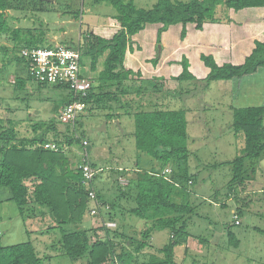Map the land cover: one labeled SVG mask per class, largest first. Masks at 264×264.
Returning <instances> with one entry per match:
<instances>
[{"label": "trees", "instance_id": "1", "mask_svg": "<svg viewBox=\"0 0 264 264\" xmlns=\"http://www.w3.org/2000/svg\"><path fill=\"white\" fill-rule=\"evenodd\" d=\"M95 1L114 8L116 14L111 19L117 27L110 29L108 37L93 29H86L82 31L84 33L78 45L70 43L64 44V47L77 49L82 70H87L86 76H83L91 82L85 99L88 111H97L107 122L123 116L132 117L137 155L148 157L151 166L141 168L136 163L137 168L133 171L101 169L95 173L90 185L85 184L82 171L78 168L84 164V156L74 164L70 155L71 147L85 140L81 130L82 119L74 128L58 120L63 108L72 102V97L67 87L53 86L51 88L67 92L55 118L48 122L31 121L28 129L21 131L17 128L18 121L0 119V203L12 202L20 214L26 210L31 217H43L48 212L54 224L49 229L60 232L57 244L52 247L72 264L81 260H85L86 264H140L137 258L151 248L152 234L162 231L169 234L167 244L154 254L147 255V261L142 264H183L175 260L176 248L185 246L189 238H195L199 243L208 242L201 236H193L188 228L197 206L189 201L190 190L196 180L188 165L190 151L186 111L167 108V81L154 77L142 79L139 71L126 69L125 56L127 52L141 50L137 45L133 48V37L147 26H159L157 44L161 42L162 33L177 25L182 27L180 37L183 40L187 25H194L197 31H202L205 24L230 25L233 23L231 12L239 15L246 9H264V0H191L186 3L157 0L148 10L136 8L133 0ZM11 9L16 10L11 0H0V34L7 29L6 12ZM72 19L79 21L80 14L73 13ZM11 36L14 45L7 52L18 51L19 56L12 55L13 62L24 64L27 71L28 61L22 57V50L54 47L45 33L35 37V31L27 30L26 36L21 37L20 31L14 30ZM158 61V58H154L149 63L155 67ZM200 61L209 70L205 79L199 81L190 72L189 61L183 56L178 62L181 73L171 81L179 84L201 82L209 86L212 82L248 79L264 70V42L254 41V48L240 65H218L211 55L205 54L200 55ZM29 80L32 81L28 75L26 79L17 77L15 89L23 90ZM157 94L162 95L160 99L154 98ZM230 110L231 131L243 139L241 155L227 163L232 173L227 189L229 194H233L244 189V175L264 158V102L260 106L231 107ZM46 143H55L59 150H45L43 145ZM82 150L84 152L83 147ZM247 160L250 162L246 171ZM90 164L98 169L91 161ZM165 168H170L169 175H163ZM113 171L117 175V182L122 179L127 184L124 186L120 180L118 200L107 202L96 183L109 179V172ZM91 191L101 203L99 217L90 215L94 207V201L89 198ZM121 200L134 206L129 207L126 203L124 207L119 203ZM118 210V215L125 211L128 216L137 217L147 225L141 239L134 244L137 256L134 260L129 259L130 254L124 245L126 237L116 223L115 212ZM87 213L90 217L98 218L99 222L97 227L90 230L81 228ZM242 214L240 208L235 211L234 225H240L238 218ZM105 222L115 223V228L105 227ZM67 225H71L72 229L64 230L63 227ZM255 230L264 235V228ZM226 237L229 248L239 247V239L232 231L227 230ZM43 260L45 257L39 256L32 242L4 247L0 244V264H42Z\"/></svg>", "mask_w": 264, "mask_h": 264}, {"label": "rangeland", "instance_id": "2", "mask_svg": "<svg viewBox=\"0 0 264 264\" xmlns=\"http://www.w3.org/2000/svg\"><path fill=\"white\" fill-rule=\"evenodd\" d=\"M133 1L136 8L144 10L152 8L157 2V0ZM172 1L186 3L191 0ZM11 4L16 10L11 9L6 12L7 29L0 34V119L18 121L17 128L21 131V129H28L31 121L48 122L55 118L56 111L61 106L67 92L51 88L52 86L49 85L42 87L30 80L26 82L23 90L15 89L16 78L26 79L27 70L24 64L13 62L12 55L19 56L18 51L7 52L14 45L12 31L19 30L21 37L26 36L27 30L35 31V37L40 33H45L50 42L53 40L54 46H64V44L70 43L78 45L81 34L84 33L82 31L86 30L88 24L92 22L107 23L116 12L111 5L104 2L96 3L95 0H52L51 2L11 0ZM73 13L80 14L79 21L72 19ZM167 30L179 32L180 28L169 27ZM177 39L179 40V37ZM171 46L175 48L174 45H170V52L174 50ZM11 59L12 61L9 62ZM82 74L86 76L87 70H82ZM221 85L230 86L228 82H213L206 89L191 82L180 84L170 82L165 90L168 92L167 99L170 98L173 105L186 111V119L189 122L187 130L190 151L188 165L196 180L194 191L200 194L199 197L191 196L193 203L199 205L197 213L200 215L198 216L196 213L192 217H199L198 220L202 224L190 232L207 241H211V238H218L208 230L209 225L216 232H224L216 241H213L220 247V250L206 251L201 257V248L195 246V249L198 250L193 252L198 255V264H264V235L255 230V228H264V158L258 161L252 171L248 170L244 175V187L249 193L248 196H242V199L246 198V200L239 199V190L235 194L237 199L235 195L232 197L227 189V185L232 179L231 168L227 163L241 155L243 139L241 135L236 136L231 131L232 113L227 110L226 104L237 106L240 103L235 100L233 103L232 96L229 93H223V86L222 93H219L218 89ZM161 96L157 94L154 98L160 99ZM241 104L244 106L247 103ZM81 119L83 124L81 130L90 147L88 158L98 169H113L115 171L119 168L130 169L136 163L141 168L147 166L149 158L143 155L139 157L135 149L132 133L134 130L133 121H129L126 117L123 119L121 127L120 124L118 126L116 123H107L103 116L94 110L92 112L87 110ZM71 150L72 162L78 163V159L84 156L81 143L74 144ZM249 162V160L245 162V170L248 168ZM116 179L117 175L113 171L109 172V179L96 183L97 188L102 192L103 199L107 202L118 200V184L121 185V181L124 186L127 184L125 180L119 179L121 181L117 182ZM215 194L218 203H224V206L209 207L208 204L206 205L204 202L206 198L214 197ZM119 203L124 207L127 206L126 203L129 207L134 206L127 201L125 203L124 200ZM238 208L243 210V214L240 217L241 225L236 226L234 225L233 212ZM120 222L125 227L130 225L129 229L123 227L119 230L126 237L124 245L125 250L130 254L129 259L134 260L137 257L134 253V244L141 239L142 232L147 228V225L145 221L132 216ZM98 223V218L90 217L87 213L81 228L90 230ZM53 225L48 212H45L43 217H31L26 210L20 214L18 207L12 202L0 203L1 246L32 242L38 250L39 256L45 257L42 264H72L65 257L63 259L56 257L58 251L52 246L57 244L60 232L58 229H49ZM70 226L67 225L63 228L71 230ZM227 230L232 231L239 239L238 248L227 246ZM152 235L154 237L155 233ZM157 237L153 243L156 247L167 244L169 240L167 231L160 232ZM38 244H42L44 247ZM186 247L187 243L186 246L176 251L177 260L183 253L187 254L189 248ZM147 255L149 254L147 253ZM49 256L51 257L47 258ZM147 257L139 255L137 259L140 262L144 260L146 262ZM193 258L192 256L191 260ZM73 264H86V261L81 260Z\"/></svg>", "mask_w": 264, "mask_h": 264}, {"label": "crops", "instance_id": "3", "mask_svg": "<svg viewBox=\"0 0 264 264\" xmlns=\"http://www.w3.org/2000/svg\"><path fill=\"white\" fill-rule=\"evenodd\" d=\"M231 18L233 19V23L230 25L225 24H205L203 26L202 31H197L194 27V25H187L186 26V36L183 40L180 39L181 30L182 27L180 25L177 26H171V27H179L180 31L177 30L173 31H165L161 35V42H160V53L157 52V43H156V33L157 28L159 26L152 25L147 26L144 31L137 34L133 37V48L135 49L136 45L141 48L140 51L135 52H127L125 56V62L124 65L126 69H130L133 72H140L142 79L148 80L151 78H163L165 81H167V86L171 81V78L178 76L181 73V67L178 65V62L182 59L183 56H185L189 61V70L190 72L199 80H203L207 77L209 70L204 67L202 62L200 61V55H211L215 62L218 65H222L224 63H231L233 65H240L244 62V59L251 53L252 49L254 48V41H261L264 42V9H246L239 13V15L234 14L233 12L230 13ZM89 27V28H88ZM116 22L112 19H110L109 22L103 23V24H97L96 22H92L86 26L85 29H93L94 32L100 33L103 36H110V29L116 28ZM84 29V30H85ZM179 37V40L177 39ZM53 40L51 41V43ZM172 43V44H171ZM170 45L173 51H169ZM158 58V64L154 67L152 64L149 63L150 60ZM249 79V80H248ZM248 79H244L243 81H225L229 83V87H225L221 85L218 89L219 93H222V86L224 87L223 93H229L234 100L239 102L237 106H231L230 104H226L227 110L231 111V107H250V106H260L264 102V70L258 71L256 74L251 76ZM176 83V82H175ZM213 83V82H212ZM195 84H199L203 88H209L208 86L204 85L201 82H197ZM168 106L169 109H179L177 106L173 105L170 102V98H168ZM241 103H247L244 106H241ZM187 115V114H186ZM128 118L129 121H133L132 117L130 116H123L121 119L116 120L119 122L120 126L122 127V121L124 118ZM187 120V119H186ZM116 121H110L107 123L115 124ZM188 120H187V130H188ZM134 128V123H133ZM134 132V130H133ZM132 132V133H133ZM125 133V131H124ZM90 161V160H89ZM151 166L150 160L148 161V164L146 167ZM137 166H134L133 168L127 169V170H135ZM121 169V168H120ZM196 185H193L191 188V195L189 198V201L193 206H197L199 208V205L197 203H193L191 196L196 195L197 197L200 196V194L196 191H194ZM200 187L198 188V190ZM238 191V190H237ZM235 191L233 194L231 193L232 197L237 193ZM264 191V190H263ZM262 191V192H263ZM249 191L247 189H240L238 192V196L240 200H246V198L242 199V196H248ZM216 194L214 197H208L206 198V205L210 207H221L224 206V203L219 204L216 198ZM228 198H230L228 196ZM235 198L237 199L236 195ZM196 208V213L198 212V209ZM200 210V209H199ZM236 211V210H235ZM233 212V215L235 213ZM118 212L120 214V211H116V219L123 220V219H129L128 214L123 211L122 215H118ZM200 216L198 213L196 214ZM205 215V214H202ZM199 217H192L190 221L188 222V228L189 232L191 230L199 228L201 226V222L198 220ZM240 221V218H238ZM120 225V229L125 227L121 224L120 221H118ZM241 225V221H240ZM96 225L95 227H97ZM126 229L130 228V225H127L125 227ZM201 228V227H200ZM208 230L215 235L219 236L222 235L224 232L219 233L216 232L215 229L212 226H208ZM164 232V231H162ZM191 233V232H190ZM157 234H160V232H155V236L151 237L150 239V247L147 248L143 253L142 257H147L148 254H154L156 250L161 249L165 244H161V246H154L153 243L157 240ZM192 234V233H191ZM193 235V234H192ZM195 237H198V235H193ZM217 238V239H218ZM217 239L211 238V241H208L207 243H199L197 239L195 238H189L187 241V254L183 253L181 258L178 260L176 259V251L179 248L175 249V260L177 263H183V264H198L199 260L197 259L198 255L195 254L193 251H197L198 249H195V246L201 248V257L205 254L206 251L216 252L220 250V247L214 243L213 241H216ZM41 247H44L42 244H38ZM186 246V245H185ZM193 246V247H188ZM37 250V249H36ZM40 251V248H39ZM38 252V250H37ZM145 254V255H144ZM141 256V255H140ZM194 257L191 260V257ZM51 256H49L50 258ZM58 258H62L61 255L57 252ZM140 262V264L144 263Z\"/></svg>", "mask_w": 264, "mask_h": 264}, {"label": "built area", "instance_id": "4", "mask_svg": "<svg viewBox=\"0 0 264 264\" xmlns=\"http://www.w3.org/2000/svg\"><path fill=\"white\" fill-rule=\"evenodd\" d=\"M22 57L28 61L27 75L32 81L38 84L49 86H65L69 91L72 102L66 105L58 116L62 123L69 124L73 128L77 122L86 114L88 105L85 99L91 89V82L82 74L80 63V53L77 49H70L64 46H54L52 48L24 49L21 51ZM84 148V164L79 165L82 171L84 182L90 185L95 173L100 169L91 167L86 147L88 142H81ZM45 150L58 151L55 143H46L43 145ZM170 168H165L163 175H169ZM89 198L94 201V207L90 210L93 217L100 216L101 203L97 201L94 192H89ZM238 224V222H236ZM107 228H115V223L105 222Z\"/></svg>", "mask_w": 264, "mask_h": 264}, {"label": "water", "instance_id": "5", "mask_svg": "<svg viewBox=\"0 0 264 264\" xmlns=\"http://www.w3.org/2000/svg\"><path fill=\"white\" fill-rule=\"evenodd\" d=\"M39 1H45V2H51L52 0H39ZM160 45L157 47V49H158V54L160 53ZM116 124L119 126V122L118 121H116ZM86 153L87 154H90V147L88 146V147H86Z\"/></svg>", "mask_w": 264, "mask_h": 264}]
</instances>
